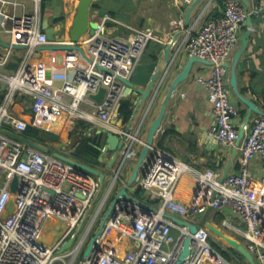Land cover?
Wrapping results in <instances>:
<instances>
[{
    "label": "built area",
    "instance_id": "obj_1",
    "mask_svg": "<svg viewBox=\"0 0 264 264\" xmlns=\"http://www.w3.org/2000/svg\"><path fill=\"white\" fill-rule=\"evenodd\" d=\"M58 0H0V29L9 36V47L0 51V264H175L183 242L190 238V254L181 264H232L224 260L210 245V232L198 228L191 234L186 227L166 218L174 215L185 222L203 214L208 206L215 212L230 208L242 221L240 230L247 250L264 264V166L256 176L249 170L255 157L264 160V116H257L244 129L238 150L239 170L221 181L219 172L194 171L196 187L215 193L203 204L185 205L175 197L177 184L187 167L171 155L154 150L152 162L136 186L147 207L116 204V215L109 219L95 239L89 256H83L88 238L101 215L107 196L94 213L80 237L78 227L92 207L100 190L98 179L82 176L74 168L50 153L8 137L3 130L20 134L27 125L49 130L42 120L55 121L65 115L70 126L85 122L118 135L123 144L116 158L112 185L121 181L122 170L128 161L135 160L137 145H142L139 129L132 133L118 126V110L126 89L120 80H129L139 65L151 41L156 38L150 29L129 28L130 36L108 33V16L97 21L93 35L85 34L76 42L60 36L49 41L42 29L43 5ZM189 3L190 0H183ZM223 13L206 21L198 30H187L183 17L170 21V31H185L184 50L189 57L210 64L211 76L197 78L207 91L213 125L210 134L226 149L236 147L238 129L234 120L239 110L225 84L228 59L239 41L240 25L249 16L264 14V3L247 10L238 0H225ZM77 47L48 51L47 46ZM22 47L15 70L12 64ZM47 61L41 55L49 53ZM63 55L57 68V56ZM40 54V55H39ZM70 73V74H69ZM59 84H56V83ZM100 88L105 89L101 104L89 99ZM25 100L30 120L19 119L13 106L17 99ZM239 128V129H240ZM103 152V146L100 148ZM17 178L15 193L10 185ZM110 191V189H109ZM52 193V194H51ZM207 196V195H206ZM13 198L14 208L6 218L7 205ZM65 222L64 235L52 245L40 241L48 219ZM177 231V234H173ZM115 232L120 240L132 243L128 248L109 246V234ZM73 239L72 246L61 252L62 246Z\"/></svg>",
    "mask_w": 264,
    "mask_h": 264
},
{
    "label": "crops",
    "instance_id": "obj_2",
    "mask_svg": "<svg viewBox=\"0 0 264 264\" xmlns=\"http://www.w3.org/2000/svg\"><path fill=\"white\" fill-rule=\"evenodd\" d=\"M94 1H96L97 5L94 4L91 7L89 20L98 23L97 21L103 15L108 16L110 20L106 22V27L110 35L130 36L129 28L150 29L152 31L156 41L149 43L139 64L146 65L154 62L157 65L156 70L164 71L174 61L171 71L164 79L159 91L157 92V89L154 88L153 94L151 92L135 111L133 101L136 98V93H131L126 99L131 104L132 116L128 123L122 124L125 129H128L132 133H135L139 129L138 136L145 141L149 126L156 118L159 107L167 96L170 84L190 58L186 54L183 45L185 31H170V21L183 17L187 30H198L206 21L222 15L223 0H201L191 11L188 25H186V16L194 0H190L189 3H185L183 0ZM246 1L249 5L248 7L244 6V8L247 10L264 3V0ZM76 6L77 0L48 1L43 5V21H49L55 28L60 27L64 37H68L69 29L75 16ZM100 11L103 12V15H99ZM248 30L250 34L247 37V46L240 55L236 67L237 88L243 97L252 101L264 115V14H262L259 17L253 16L251 19L246 18L240 25L238 45L231 52L227 61L229 68L225 84L229 88L233 102L239 110V116L234 120L235 127L238 130L240 125L244 124L248 110L235 97L229 85L230 66L233 63L235 53L241 48V38ZM0 43V51L9 43V36L2 29H0ZM167 49H169L168 64L164 59ZM22 50L17 49L12 64L17 65L18 59L23 52ZM52 55L60 56L61 59L63 57L61 53H52ZM41 56L45 61L49 58V55ZM61 65L62 62L58 63L57 61L56 67L59 68ZM210 76L211 68L207 61L205 63L195 62L192 64L188 78L180 83L175 88L173 94L166 100V112L160 130L155 137V147L157 144H160V150L176 158L187 167V171L182 174L175 191L176 199L187 206L191 204H203V202H206L208 195H210L206 188H201L200 192H197L196 183L193 178L194 171L209 169L219 172L222 177L224 171H227L228 176L237 172L240 167L238 147L224 149L217 144L214 137L210 134V128L213 125L214 119L210 113L207 91L196 82V79L199 77L208 79ZM56 84L59 83L57 82ZM2 94L3 87L0 86V101ZM13 111L19 119L30 120V110L25 100L18 98L13 106ZM257 116L252 114L249 122L252 123V120ZM42 123L44 127L51 130L50 132H57L59 136V143L54 144L52 148L46 147L48 152L50 151L51 154L60 153L71 158L70 153L76 138H69V133L74 130L75 126L69 125V121L65 115H62L55 121L42 120ZM82 123H84L86 128L80 132L81 134L85 136L96 134V128L99 127L91 126L85 122ZM142 147V145H137L138 155L141 153ZM147 157H149L148 154ZM110 159L111 154H108L102 160L105 181L107 179L106 175L110 174L114 169L115 163L109 166ZM135 161L131 160L127 162L128 165L131 164L127 168L128 171L123 174L121 181L115 184L117 192L123 187V183L127 181ZM263 166L264 160L260 157H255L249 164V170L257 176ZM130 195L133 196V192H130ZM144 199L145 197L143 196L141 201H144ZM203 214L190 220L193 223H198ZM52 218L48 219L43 230L42 238L50 242L48 244L41 241L45 245H52L57 242L63 237L65 232V222H61L55 217ZM207 220L210 224L220 228L224 232V235L232 236L244 243L241 232H239L244 229V225L230 208L220 213L211 211L208 214ZM79 228L81 227L77 229ZM175 233L177 234V231ZM211 238L217 242L223 241L221 237L211 236ZM261 239L264 243V233ZM118 246L121 249L128 248V246H132V243L121 241Z\"/></svg>",
    "mask_w": 264,
    "mask_h": 264
},
{
    "label": "water",
    "instance_id": "obj_3",
    "mask_svg": "<svg viewBox=\"0 0 264 264\" xmlns=\"http://www.w3.org/2000/svg\"><path fill=\"white\" fill-rule=\"evenodd\" d=\"M200 1L201 0H194L193 1L191 7L189 8V12L187 13V16H186V25L189 24L191 11L193 10V8L198 3H200ZM238 1L240 3H242L243 6L248 7V5H249L246 0H238ZM94 4L97 5L96 1H94V0H77L75 16L73 18V21H72V24L70 27V31L68 34L70 41L76 42L80 38V36L83 34L84 35L88 34L90 36L94 34L95 30L97 29V25L95 22L89 20V12H90L91 7H93ZM99 15H103V12L100 11ZM247 19H251V17H249V18L247 17ZM42 29L44 30L49 41H55L60 36H64L62 34V31L60 30V27L59 28L53 27L49 23V21H47V20L42 21ZM249 34H250V31L248 30V31H246V33L241 38V48L235 53L233 63L230 66V79H229V85L233 91V94L235 95V97H237V99L241 103H243L247 107L248 113H247V117L245 118V121L243 124L245 126L250 124L249 119L252 116V114H255L258 116H264L263 113L257 109L256 105L252 101L243 97V95L239 92V90L237 88L236 67H237V63H238V59H239L240 55L242 54V52L245 50V48L247 46V37ZM4 47L7 48V47H9V45H5ZM15 48L16 49H22V47H15ZM46 48L48 49V51H55V50H59V49L63 50L64 48H77V47H61V46L56 47L54 45H50V46H47ZM44 55H50V52L45 53ZM164 59H165V62L168 64L169 63V49H167L166 54L164 56ZM173 62L174 61H172L167 66V69H165L164 71L156 70L157 65L154 62L146 64V65L139 64L136 67L134 74L132 75V77L129 80H120V82H122L126 87V89L123 93V99L122 100H126L127 97H129V95H131V93L135 92L136 98L133 101L134 111H135V109L139 105H141L142 102H144L147 99V97L151 94V92L153 94L154 88L157 89V92L159 91L164 79L167 77V75L171 71ZM195 62L205 63V61H203L199 58L190 57L188 59L186 65L177 74V76L174 78V80L170 84L169 89L167 91V96H166L165 100L163 101V103L160 105L156 118L151 122V124L149 126V129H148L147 135H146V139H145L143 147H142V151L138 155V158L135 161V164H134V166L131 170V173H130L127 181H126V184L117 192L116 196L114 197L108 211L106 212L105 216L102 218L96 233L92 236L87 247L84 249L83 256H89L92 249L94 247L96 248L95 239L99 235V233L102 231V229L104 228L105 223L109 219L112 220L115 217V215H116V210H115L116 207L115 206H116V204L117 205L119 204V201H122L124 203L125 207L126 206L133 207V206L137 205L140 208L146 207L148 209V207L144 203H142L140 200H138L134 196H131L130 192H133L135 190L134 185H135L136 181L138 180V178L141 175L144 174L147 167L152 162L153 154L151 153V150L154 146L155 137L157 136V134L160 130L161 123H162L163 117H164L165 112H166V100L173 94L175 88L180 83L184 82L188 78V76L190 75L191 66ZM16 67H17V65L9 64L6 68L8 70H15ZM228 68H229V66H228ZM0 86L3 87V85L1 83H0ZM104 95H105V89L100 88L96 94H90L89 99L93 100L97 104H101L103 101ZM155 97H156V95H155ZM122 123H123L122 119H120V118L116 121V124L118 126H121ZM49 131H51V130H49ZM3 133L5 135H7L8 137L13 138V139L23 143L24 148L31 147V148L37 149L39 151H42L43 153H48V149L45 146L37 144V143L25 138L24 136H22L20 134H17V133L11 132V131H6V130H3ZM55 133H57V132H55ZM96 134L101 135L104 138V142H103L104 151L101 152L99 160L102 161L104 158H106V156L108 154H111V159L109 161V166H111L116 161L118 151L120 150V148L122 147V144H123V139L120 138L118 135L113 134L111 132H108L106 130H103L101 128H96ZM243 136H244V129H243V127H241L238 131V140L236 142V147H238ZM147 154L149 155V157H147ZM52 155L55 158H58L64 162L70 164L74 168V170H76V172H78L82 176L89 174V175L96 177L101 185L104 183L105 175H104V173H102L98 169H95V168L90 167L89 165L80 163V162H78L72 158H69L67 156H64L60 153H53ZM226 176H227V171H224L222 177L220 178L221 181ZM16 186H17V178L13 177L11 185H10L11 193H13V194L15 193ZM196 189H197V192H200V190H201L200 187H197ZM214 197H215V193L212 191L210 193L209 199L213 200ZM13 208H14V201L12 198L7 205V209H6V212L4 214L5 218L12 213ZM211 211H213V209L210 206H208L198 223H188V222H185L184 220H182V219H180L174 215L166 214L165 216L169 220L173 221L176 225L188 228V230L191 234H194L198 228L207 229L210 232V238H211V236H216L217 238L218 237L223 238V240L225 242L222 240L221 241L219 240V241L224 246H226L227 248L233 249L235 252H237L242 257L244 264H260L255 259V257L247 250L245 244L242 241H240L237 238H234L232 236L229 237L227 235H224V232L222 230H220V228H218L217 226H214L208 222L207 217ZM40 241H44L45 243H48V244L50 243L49 241L43 239L42 237L40 238ZM73 241H74L73 239H70L68 242H66L62 246L61 252L67 251L72 246ZM189 254H190V238L187 237L185 239V241L183 242L182 249L180 251L179 257H178L175 264H181L188 257ZM202 264H212V263L209 261H206Z\"/></svg>",
    "mask_w": 264,
    "mask_h": 264
},
{
    "label": "trees",
    "instance_id": "obj_4",
    "mask_svg": "<svg viewBox=\"0 0 264 264\" xmlns=\"http://www.w3.org/2000/svg\"><path fill=\"white\" fill-rule=\"evenodd\" d=\"M224 1L225 0H223V3ZM118 116L120 119H122L123 123L129 122L132 116V107L128 100H123L120 102ZM85 128L86 126L84 125V123L77 122L74 130L69 133V138H76L75 142L72 145L70 157L80 163L89 165L90 167L98 169L99 171L104 173L102 166L103 164L99 160L101 154L100 148L103 145L104 138L98 134L92 136H85L81 134L80 132H82ZM21 135L47 148H52L54 144L59 143L58 135L32 125H27L25 131H23ZM156 147L159 149L160 144H157ZM142 195L143 192L139 187L136 188L133 192V196L139 200H142ZM209 242L213 249H215L217 253L227 262L232 264H244L242 257L233 249L227 248L222 243L217 242L213 238H210Z\"/></svg>",
    "mask_w": 264,
    "mask_h": 264
},
{
    "label": "rangeland",
    "instance_id": "obj_5",
    "mask_svg": "<svg viewBox=\"0 0 264 264\" xmlns=\"http://www.w3.org/2000/svg\"><path fill=\"white\" fill-rule=\"evenodd\" d=\"M23 51V50H22ZM23 53V52H22ZM57 61H58V63H61V57L60 56H57ZM51 133H53V132H51ZM54 134H58V133H55L54 132ZM49 153L51 154V152L49 151ZM72 156H74V155H72ZM131 164V163H130ZM130 164L128 165V163H126L125 164V166H124V168H123V170H122V176H123V174L126 172V171H128L127 170V168L130 166ZM128 165V166H127ZM113 171H111V173L109 174L108 173V175H106L107 176V179H106V181H105V183H103V185H101V188H100V190H99V192L97 193V195L94 197V199H93V201H92V207H91V209L90 210H88L87 212H86V214L84 215V217H83V220H82V223H81V228H79V235H78V237H80V235L82 234V232L84 231V229L86 228V226L88 225V223L91 221V219H92V217H93V215H94V213L97 211V209L100 207V205H101V203H102V201H103V199H104V196H105V194H107V192H108V190L109 189H111L110 190V192H109V197L107 198V202L104 204V206L103 207H101L102 209H101V215L99 216V218H98V220L96 221V223H95V225H94V228H93V230H92V232H91V234H90V236H89V239H88V242L90 241V239L92 238V236L96 233V231H97V229H98V227H99V224H100V222H101V220H102V218L105 216V214H106V212L108 211V209H109V207H110V205H111V203H112V201H113V199H114V197L116 196V194H117V191H116V185L114 184L113 186H112V182H113ZM126 183V182H125ZM125 183H124V185H125ZM117 184V183H116ZM123 186V185H122ZM112 193V194H111ZM111 195V196H110ZM51 219H53V218H51ZM66 227H67V225H66V223H64V230L66 229ZM175 235H176V233L175 232H173ZM121 241H123V240H120V237H119V235L117 234V233H115V232H111L110 234H109V238H108V241H107V243H108V245L109 246H115V247H118L119 248V246H118V244H119V242H121ZM120 249V248H119Z\"/></svg>",
    "mask_w": 264,
    "mask_h": 264
},
{
    "label": "clouds",
    "instance_id": "obj_6",
    "mask_svg": "<svg viewBox=\"0 0 264 264\" xmlns=\"http://www.w3.org/2000/svg\"><path fill=\"white\" fill-rule=\"evenodd\" d=\"M223 4H224V3H223ZM241 4H242V3H241ZM242 5H243V4H242ZM243 7H244V6H243ZM255 7H256V6H255ZM223 8H224V7H223ZM252 9H253V8H252ZM249 10H250V9H249ZM249 17H253V16H249ZM238 42H239V41H238ZM237 45H238V44H237ZM122 101H123V100H122ZM119 107H120V106H119ZM118 111H119V110H118ZM122 125H123V124H122ZM46 131H48V130H46ZM140 139H141V138H140ZM141 140H142V139H141ZM142 141H143V140H142ZM143 144H144V141H143ZM143 144H142V146H143ZM102 146H103V145H102ZM155 149H156V150H160V149H158L157 147L153 146V148H152V150H151V153L153 154V157H154V150H155ZM160 151H162V150H160ZM48 153H49V152H48ZM64 156H65V155H64ZM67 157H68V156H67ZM137 158H138V154H137L136 159H137ZM136 159H135V160H136ZM101 162H102V161H101ZM115 162H116V161H115ZM114 165H115V164H114ZM91 176H92V175H91ZM93 177H94V176H93ZM95 178H96V177H95ZM139 178H140V177H139ZM118 182H119V181H118ZM118 182H117V183H118ZM136 183H137V181H136ZM136 183H135V185H134V188H135V189L138 188V187L136 186ZM115 184H116V183H115ZM125 184H126V183H125ZM113 185H114V184H113ZM113 185H112V186H113ZM123 186H124V183H123ZM100 188H101V187H100ZM110 190H111V189H110ZM134 191H135V190H134ZM134 191H133V192H134ZM109 192H110V191L108 190L107 194H105V196H107V198L109 197ZM105 196H104V197H105ZM142 197H143V195H142ZM138 200H139V199H138ZM140 201H141V200H140ZM106 202H107V200H106ZM141 202H142V201H141ZM142 203H143V202H142ZM209 239H210V238H209ZM88 243H89V242H88ZM87 245H88V244H87Z\"/></svg>",
    "mask_w": 264,
    "mask_h": 264
},
{
    "label": "bare ground",
    "instance_id": "obj_7",
    "mask_svg": "<svg viewBox=\"0 0 264 264\" xmlns=\"http://www.w3.org/2000/svg\"><path fill=\"white\" fill-rule=\"evenodd\" d=\"M94 22V21H93ZM96 23V22H95ZM96 25H97V23H96ZM69 31H70V29H69ZM82 36H84V34L83 35H81L80 37H82ZM219 238V237H218Z\"/></svg>",
    "mask_w": 264,
    "mask_h": 264
},
{
    "label": "flooded vegetation",
    "instance_id": "obj_8",
    "mask_svg": "<svg viewBox=\"0 0 264 264\" xmlns=\"http://www.w3.org/2000/svg\"><path fill=\"white\" fill-rule=\"evenodd\" d=\"M224 241V240H223ZM225 242V241H224Z\"/></svg>",
    "mask_w": 264,
    "mask_h": 264
}]
</instances>
